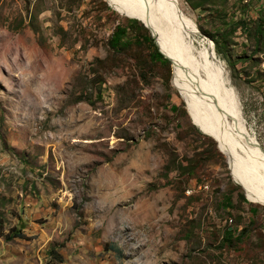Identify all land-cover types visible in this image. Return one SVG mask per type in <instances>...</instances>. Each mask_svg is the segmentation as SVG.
Wrapping results in <instances>:
<instances>
[{"label": "rangeland", "instance_id": "1", "mask_svg": "<svg viewBox=\"0 0 264 264\" xmlns=\"http://www.w3.org/2000/svg\"><path fill=\"white\" fill-rule=\"evenodd\" d=\"M175 1L196 30L191 69L223 64L261 152L264 0ZM126 19L107 0H0V264H264V207L189 116L172 64L109 49Z\"/></svg>", "mask_w": 264, "mask_h": 264}, {"label": "bare ground", "instance_id": "2", "mask_svg": "<svg viewBox=\"0 0 264 264\" xmlns=\"http://www.w3.org/2000/svg\"><path fill=\"white\" fill-rule=\"evenodd\" d=\"M107 1L120 14L145 21L155 34L162 52L170 54L172 58V84L184 101L189 116L215 139L218 150L228 161L235 182L247 192L251 200L264 207V154L253 147L243 136L244 133H241L243 123L240 105L235 92L230 88V78L224 72L226 69L223 71V64L217 62L212 55L201 54L207 61L212 56L215 70L210 69L206 61L204 65H200L196 58H192L196 70L191 69L193 47L190 49L189 45L196 31L191 19L178 10L175 0ZM216 91L220 94L216 95ZM218 96L227 106L228 114L212 101L215 97L218 99ZM227 115H230L231 123L227 122ZM240 137L243 139L240 151L249 162L246 171L241 168L239 157H236Z\"/></svg>", "mask_w": 264, "mask_h": 264}, {"label": "trees", "instance_id": "3", "mask_svg": "<svg viewBox=\"0 0 264 264\" xmlns=\"http://www.w3.org/2000/svg\"><path fill=\"white\" fill-rule=\"evenodd\" d=\"M194 9H198V6H194ZM134 30L138 31L141 34L136 36H131L129 31ZM260 33V31H258ZM260 39H258L259 41ZM216 53L220 54V49L217 44H215ZM108 47L114 54H121L128 52L132 48H140L145 47L148 51V58L151 63H160L164 66H170V63L163 58V56L158 52L153 38L150 36L149 31L137 20L134 19H126L125 25H117L112 34L110 35V38L108 40ZM264 52V51H263ZM173 110L176 109V107L172 108ZM251 213L253 217H255L257 211L255 209L251 210ZM24 239L25 236L20 232H13L12 235L6 236V240H12V239ZM225 241L230 242L232 240V230L226 229L224 232Z\"/></svg>", "mask_w": 264, "mask_h": 264}, {"label": "water", "instance_id": "4", "mask_svg": "<svg viewBox=\"0 0 264 264\" xmlns=\"http://www.w3.org/2000/svg\"><path fill=\"white\" fill-rule=\"evenodd\" d=\"M126 18H129V19H134V20H137L138 22H140L148 31H149V33H150V36L153 38V40H154V44H155V46H156V48H157V50H158V52L163 56V58L164 59H166L169 63H170V65L172 64V58L169 56L170 54H166V53H164V52H162V50H161V47H160V45L158 44V42H157V40L155 39V36H154V34L150 31V29H149V27L147 26V24L145 23V21H143V20H138L137 18H134V17H129V16H125ZM214 53H215V51H214ZM203 135H205V136H209L210 137V135L207 133V132H205V131H200ZM214 141H215V139L213 138V137H211ZM218 149V148H217ZM259 149L261 150V152L264 154V150L259 146ZM246 199H247V197H246ZM248 200V199H247ZM264 230V229H263Z\"/></svg>", "mask_w": 264, "mask_h": 264}]
</instances>
